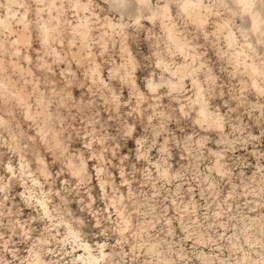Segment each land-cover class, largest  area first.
Here are the masks:
<instances>
[{
    "label": "clouds",
    "instance_id": "obj_1",
    "mask_svg": "<svg viewBox=\"0 0 264 264\" xmlns=\"http://www.w3.org/2000/svg\"><path fill=\"white\" fill-rule=\"evenodd\" d=\"M0 264H264V0H0Z\"/></svg>",
    "mask_w": 264,
    "mask_h": 264
}]
</instances>
